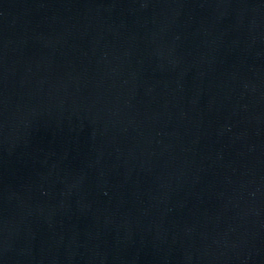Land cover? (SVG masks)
<instances>
[{"label":"water","instance_id":"1","mask_svg":"<svg viewBox=\"0 0 264 264\" xmlns=\"http://www.w3.org/2000/svg\"><path fill=\"white\" fill-rule=\"evenodd\" d=\"M0 264H264V0H0Z\"/></svg>","mask_w":264,"mask_h":264}]
</instances>
